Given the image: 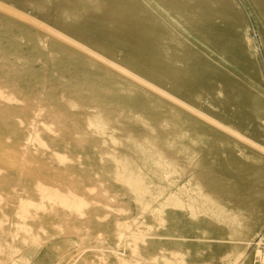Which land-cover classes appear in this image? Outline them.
Instances as JSON below:
<instances>
[{
  "label": "rangeland",
  "instance_id": "374dc122",
  "mask_svg": "<svg viewBox=\"0 0 264 264\" xmlns=\"http://www.w3.org/2000/svg\"><path fill=\"white\" fill-rule=\"evenodd\" d=\"M263 246L264 0H0V264Z\"/></svg>",
  "mask_w": 264,
  "mask_h": 264
},
{
  "label": "bare ground",
  "instance_id": "6f19581e",
  "mask_svg": "<svg viewBox=\"0 0 264 264\" xmlns=\"http://www.w3.org/2000/svg\"><path fill=\"white\" fill-rule=\"evenodd\" d=\"M39 187V186H38ZM45 190V189H44ZM49 194V193H48ZM255 262L257 264H264V246L261 247L258 252H257V255H256V259H255Z\"/></svg>",
  "mask_w": 264,
  "mask_h": 264
}]
</instances>
